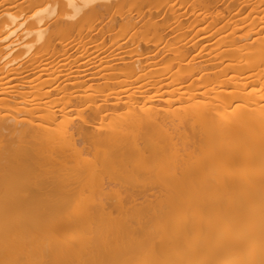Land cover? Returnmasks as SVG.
Listing matches in <instances>:
<instances>
[{
  "label": "bare ground",
  "instance_id": "1",
  "mask_svg": "<svg viewBox=\"0 0 264 264\" xmlns=\"http://www.w3.org/2000/svg\"><path fill=\"white\" fill-rule=\"evenodd\" d=\"M0 264H264V0H0Z\"/></svg>",
  "mask_w": 264,
  "mask_h": 264
}]
</instances>
